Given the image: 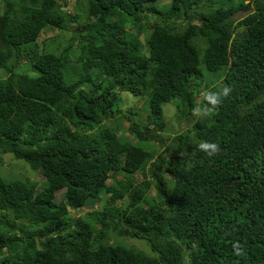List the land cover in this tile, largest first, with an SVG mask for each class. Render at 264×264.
Segmentation results:
<instances>
[{
  "label": "trees",
  "instance_id": "1",
  "mask_svg": "<svg viewBox=\"0 0 264 264\" xmlns=\"http://www.w3.org/2000/svg\"><path fill=\"white\" fill-rule=\"evenodd\" d=\"M156 1L0 0V154L45 177L0 175V264H264V0ZM54 29L74 36L40 48ZM224 87L218 111L194 114ZM119 92L149 109L124 130L106 123ZM167 102L185 131L163 134Z\"/></svg>",
  "mask_w": 264,
  "mask_h": 264
},
{
  "label": "rangeland",
  "instance_id": "2",
  "mask_svg": "<svg viewBox=\"0 0 264 264\" xmlns=\"http://www.w3.org/2000/svg\"><path fill=\"white\" fill-rule=\"evenodd\" d=\"M75 3V0H67V3L63 7L64 10L67 11H73V5ZM172 0H157L156 2L152 3V5H155L159 7L161 10L169 12L171 7ZM1 5V2H0ZM200 6L202 7L201 10L207 11L208 8L203 5V3H200ZM245 12H238L235 16L241 17ZM172 14H177V12H173ZM153 18V17H152ZM152 21H156L158 24L163 25L164 21L161 19H152ZM135 30L131 33H135L137 31V28H134ZM74 36V31L67 30H48L46 32H43L40 34L37 44L40 48H46V49H61L63 46L67 45ZM142 36V35H141ZM198 42L200 43V40L198 39ZM50 44V45H49ZM75 41H73L72 47L69 51V56L72 60H75L77 56L79 55L78 48L75 46ZM17 71L20 72H29L30 75H35L36 70L35 67L32 64V61H22L18 67L16 68ZM7 76V72L4 69H0V78H4ZM120 93V107L122 108V112L119 113L114 118L107 120L106 123L110 125L111 127L120 126L122 130H124V127L127 126L128 121L124 117V115H131L134 118H141L139 117V113L143 112L146 113L149 111L148 106L144 104V98L133 96L129 92H119ZM130 109V111H129ZM176 107L173 103L167 102L163 104V113L164 118L166 122V129L163 134L173 135L175 133L181 132L182 130L185 131L188 127L183 121H178L177 115H176ZM123 133L125 136L129 137L131 141L135 142V138L130 137L128 132L123 131L120 132ZM144 147L147 149H155L156 154L161 151L162 147L159 146L156 142H145ZM1 156V162H0V175L5 178L10 179H24L29 178L32 180H36L39 184L43 185L45 182V177L42 175L41 171L38 170L37 172H34L28 165L26 161L23 159H19L14 157L10 153H2ZM137 179H141V173L137 172ZM63 190H59L56 193L55 200L60 201L61 194ZM154 194V188H152L147 196L145 197V202H143V207H147L148 204L151 202L152 195ZM89 210L88 207L74 210L72 209L71 212L74 216L83 214L84 211ZM125 241L128 245L136 248L141 249L147 253L150 252L148 246L137 239L134 238H125Z\"/></svg>",
  "mask_w": 264,
  "mask_h": 264
},
{
  "label": "clouds",
  "instance_id": "3",
  "mask_svg": "<svg viewBox=\"0 0 264 264\" xmlns=\"http://www.w3.org/2000/svg\"><path fill=\"white\" fill-rule=\"evenodd\" d=\"M230 91H231V88L224 87L222 90L217 91V92H207L205 94V100L207 101V104H205L203 107L198 105L193 110L194 114L207 115V114H210L213 110L218 111L219 106L223 103V99L229 95ZM209 105L211 107H209ZM197 147L200 151L204 152L209 157H214L221 153V147L216 142L201 141L198 143ZM233 247H234L236 255H241L243 253V249L240 246L239 242L233 245Z\"/></svg>",
  "mask_w": 264,
  "mask_h": 264
}]
</instances>
